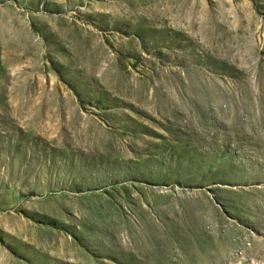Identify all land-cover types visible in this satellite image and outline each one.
I'll use <instances>...</instances> for the list:
<instances>
[{
    "label": "rangeland",
    "instance_id": "374dc122",
    "mask_svg": "<svg viewBox=\"0 0 264 264\" xmlns=\"http://www.w3.org/2000/svg\"><path fill=\"white\" fill-rule=\"evenodd\" d=\"M0 264H264V0H0Z\"/></svg>",
    "mask_w": 264,
    "mask_h": 264
}]
</instances>
